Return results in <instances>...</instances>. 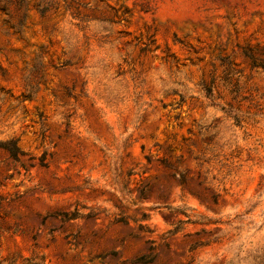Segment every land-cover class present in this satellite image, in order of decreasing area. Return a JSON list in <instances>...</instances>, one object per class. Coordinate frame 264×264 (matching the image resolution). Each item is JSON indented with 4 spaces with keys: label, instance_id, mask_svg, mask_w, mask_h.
Wrapping results in <instances>:
<instances>
[{
    "label": "rangeland",
    "instance_id": "obj_1",
    "mask_svg": "<svg viewBox=\"0 0 264 264\" xmlns=\"http://www.w3.org/2000/svg\"><path fill=\"white\" fill-rule=\"evenodd\" d=\"M0 264H264V0H0Z\"/></svg>",
    "mask_w": 264,
    "mask_h": 264
},
{
    "label": "trees",
    "instance_id": "obj_2",
    "mask_svg": "<svg viewBox=\"0 0 264 264\" xmlns=\"http://www.w3.org/2000/svg\"><path fill=\"white\" fill-rule=\"evenodd\" d=\"M0 147L4 148L9 153L11 158L20 161V155L23 154V151L17 145L16 140L9 139L3 142L0 141ZM27 259L30 260L29 264H46L43 257H40L38 254H33V257Z\"/></svg>",
    "mask_w": 264,
    "mask_h": 264
}]
</instances>
